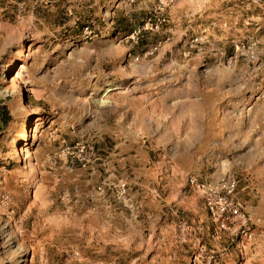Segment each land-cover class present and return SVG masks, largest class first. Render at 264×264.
<instances>
[{
    "label": "rangeland",
    "instance_id": "obj_1",
    "mask_svg": "<svg viewBox=\"0 0 264 264\" xmlns=\"http://www.w3.org/2000/svg\"><path fill=\"white\" fill-rule=\"evenodd\" d=\"M0 264H264V0H0Z\"/></svg>",
    "mask_w": 264,
    "mask_h": 264
},
{
    "label": "built area",
    "instance_id": "obj_2",
    "mask_svg": "<svg viewBox=\"0 0 264 264\" xmlns=\"http://www.w3.org/2000/svg\"><path fill=\"white\" fill-rule=\"evenodd\" d=\"M187 181L203 201L212 236L219 238L224 233L230 243L236 241L240 248H243L244 243L252 238L251 225L254 222L236 197V178L224 173L217 180L211 181L201 179L197 175H189Z\"/></svg>",
    "mask_w": 264,
    "mask_h": 264
},
{
    "label": "crops",
    "instance_id": "obj_3",
    "mask_svg": "<svg viewBox=\"0 0 264 264\" xmlns=\"http://www.w3.org/2000/svg\"><path fill=\"white\" fill-rule=\"evenodd\" d=\"M113 6H111V12H112V14H114L115 13V2H113ZM220 176H222V174L221 175H219L217 178H213V177H210V178H206V179H209V180H211V181H215V180H217ZM239 200V199H238ZM241 203V202H240ZM242 204V203H241ZM204 205V204H203ZM205 208V207H204ZM206 210V209H205ZM207 212V211H206ZM250 214V213H249ZM208 220V219H207ZM227 240H228V238H227V236H226V234H222L221 235V237L218 239V240H216L215 241V243L217 244V245H221V243H222V245H224L226 242H227ZM235 245L236 246H238V244L237 243H235Z\"/></svg>",
    "mask_w": 264,
    "mask_h": 264
},
{
    "label": "bare ground",
    "instance_id": "obj_4",
    "mask_svg": "<svg viewBox=\"0 0 264 264\" xmlns=\"http://www.w3.org/2000/svg\"><path fill=\"white\" fill-rule=\"evenodd\" d=\"M22 139H24V140H25V139H26V137L24 136Z\"/></svg>",
    "mask_w": 264,
    "mask_h": 264
}]
</instances>
